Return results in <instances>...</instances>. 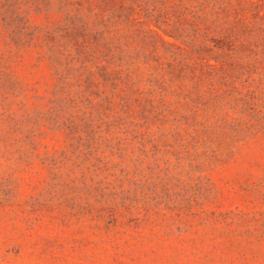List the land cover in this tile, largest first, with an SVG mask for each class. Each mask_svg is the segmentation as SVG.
I'll return each instance as SVG.
<instances>
[{
	"label": "rangeland",
	"instance_id": "1",
	"mask_svg": "<svg viewBox=\"0 0 264 264\" xmlns=\"http://www.w3.org/2000/svg\"><path fill=\"white\" fill-rule=\"evenodd\" d=\"M0 264H264V0H0Z\"/></svg>",
	"mask_w": 264,
	"mask_h": 264
},
{
	"label": "trees",
	"instance_id": "2",
	"mask_svg": "<svg viewBox=\"0 0 264 264\" xmlns=\"http://www.w3.org/2000/svg\"><path fill=\"white\" fill-rule=\"evenodd\" d=\"M178 77L180 78V79H182V73H181V71L180 72H178Z\"/></svg>",
	"mask_w": 264,
	"mask_h": 264
}]
</instances>
